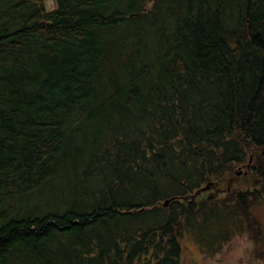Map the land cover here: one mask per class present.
Wrapping results in <instances>:
<instances>
[{
    "label": "trees",
    "instance_id": "trees-1",
    "mask_svg": "<svg viewBox=\"0 0 264 264\" xmlns=\"http://www.w3.org/2000/svg\"><path fill=\"white\" fill-rule=\"evenodd\" d=\"M49 3L0 0V264L259 240L264 0Z\"/></svg>",
    "mask_w": 264,
    "mask_h": 264
},
{
    "label": "rangeland",
    "instance_id": "rangeland-1",
    "mask_svg": "<svg viewBox=\"0 0 264 264\" xmlns=\"http://www.w3.org/2000/svg\"><path fill=\"white\" fill-rule=\"evenodd\" d=\"M53 3L54 0H50L49 5ZM252 211L262 227L259 240L251 238L245 231H238L216 250L206 252L188 234L182 240V264H264V198L254 205Z\"/></svg>",
    "mask_w": 264,
    "mask_h": 264
},
{
    "label": "water",
    "instance_id": "water-1",
    "mask_svg": "<svg viewBox=\"0 0 264 264\" xmlns=\"http://www.w3.org/2000/svg\"><path fill=\"white\" fill-rule=\"evenodd\" d=\"M165 203H167V202H165Z\"/></svg>",
    "mask_w": 264,
    "mask_h": 264
}]
</instances>
